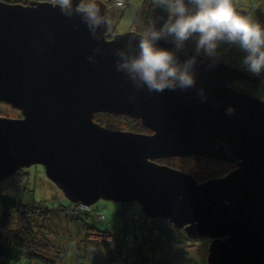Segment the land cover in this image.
I'll use <instances>...</instances> for the list:
<instances>
[{"label": "water", "instance_id": "water-1", "mask_svg": "<svg viewBox=\"0 0 264 264\" xmlns=\"http://www.w3.org/2000/svg\"><path fill=\"white\" fill-rule=\"evenodd\" d=\"M53 7L0 1V102L20 112L0 117V183L39 165L71 203H136L191 240L210 239L207 264H264V101L230 86L260 78L182 49L181 62L196 56L195 88L137 92L116 71L114 52L137 54L142 34L108 39L107 25L96 41L79 15L68 19ZM157 46L175 50L170 41ZM97 114L138 120L149 133L109 130ZM194 157L236 168L198 183L157 163Z\"/></svg>", "mask_w": 264, "mask_h": 264}, {"label": "trees", "instance_id": "trees-1", "mask_svg": "<svg viewBox=\"0 0 264 264\" xmlns=\"http://www.w3.org/2000/svg\"><path fill=\"white\" fill-rule=\"evenodd\" d=\"M0 1L27 5L30 0ZM99 1L104 3L109 11L116 9V7L129 8L132 2V0ZM246 1L234 0V5L242 15L250 16L252 6L256 4L257 0H250L248 4H246ZM84 2H87V0H84ZM167 15L166 8L157 4L156 0H141L129 31H135L143 35L153 25L158 30L167 19ZM113 35L111 34L107 38L110 39ZM170 39L164 41H170ZM232 46L241 51L237 46ZM17 118H20L19 113L17 114ZM95 118L96 123L112 131H122L123 129L119 128V126H123L124 131L149 133L141 126L138 120L127 116L97 114ZM104 118L106 120H103ZM190 159L221 164L218 161L202 158L194 157ZM166 161L159 160L157 163L164 165ZM232 170L231 168L227 171L221 170L216 172V174H209L201 178H198L194 174L191 175L198 183H201L214 178H222ZM25 175L19 170L10 179L7 178L10 180L11 186L6 190L2 188V183L5 180L0 183V259L14 264L20 261H24L25 264H65L67 260L65 249L68 246V240L65 238L67 235L63 236L66 233L60 232V224L67 222V224H73L75 227L74 233L77 238L81 234L83 236L81 239L74 240L73 236L68 235V238L74 241L75 244V249L71 252L74 257L88 254L87 257L91 259L90 253H92L99 260L97 255L104 253H99L101 248L99 249L95 241H100L99 243L103 245L102 250L106 252L107 261L109 262L115 261L120 264H207V246L211 240L202 238L204 244L201 247H194L189 253L187 246L191 245H185V243L192 244L193 246L200 239H189L183 230L175 229L167 220L150 219L145 217L141 212L140 220L142 222L138 220L135 225L138 234L134 235L132 241H126V238L121 240L116 233L100 231L85 223L83 221V214L91 213V206L81 208L79 203L70 202L71 205L68 208L60 207L57 210H50L41 203L25 204L22 200L8 195L7 191L11 188L20 191V184L24 181ZM129 205L131 204H122L121 206L123 208ZM99 218L102 219L101 216ZM58 232L61 233L62 238L58 236ZM60 242L63 248L58 244ZM80 250H82L83 254ZM75 259L77 260V258Z\"/></svg>", "mask_w": 264, "mask_h": 264}, {"label": "clouds", "instance_id": "clouds-1", "mask_svg": "<svg viewBox=\"0 0 264 264\" xmlns=\"http://www.w3.org/2000/svg\"><path fill=\"white\" fill-rule=\"evenodd\" d=\"M50 2L53 9L59 8L68 19L79 15L91 38L101 39L98 29L107 26L109 19L96 0ZM156 3L166 8L168 13L162 27L157 30L153 25L139 37L137 54L129 55L123 49L114 52L116 71L123 73L137 92L147 89L151 94L195 88L196 56L183 62L177 56L190 39L196 41L197 56L203 52L208 57H215L222 43L235 45L244 53V69L256 76L264 74V25L238 12L234 0H156ZM73 27L79 29L80 25ZM169 38L175 50L157 46L158 41ZM131 40H136V37H131ZM93 52L99 54L100 46ZM88 60L93 64L97 62L93 55ZM198 94L202 101L206 100L203 89ZM129 99L135 100V96L131 95ZM234 112L231 107L227 109L228 115Z\"/></svg>", "mask_w": 264, "mask_h": 264}, {"label": "rangeland", "instance_id": "rangeland-1", "mask_svg": "<svg viewBox=\"0 0 264 264\" xmlns=\"http://www.w3.org/2000/svg\"><path fill=\"white\" fill-rule=\"evenodd\" d=\"M32 1H38V0H30L29 2ZM47 1L50 2V0ZM140 2L141 0H132L131 6L129 8L123 9L116 7V9H113L108 12L107 17L109 19V23L106 32V37L110 36L111 34L114 35L123 34L130 30V26L132 24L133 18L135 16L136 10ZM246 2L245 3L248 4L250 3V0H247ZM195 48H196L195 39H190L189 41L185 42L183 49L196 53ZM200 55L208 61L221 63L236 70H239L247 75H253L252 73L246 71L242 65V59L244 53L242 51L237 50V48L232 45L222 43L218 47L217 55L215 57H208L205 54H203V52H201ZM253 77H259V78L261 77L262 79L260 78L261 80L259 83L260 85H255L257 89L256 91L254 90L255 87L252 86L254 89L252 92H250V94L251 96H254L264 101V74H261L260 76L253 75ZM234 87H236V89L239 90L240 92L247 91L246 89L250 88L247 83L242 82L240 80L234 82ZM18 113L20 114L19 111H17L10 105L0 102L1 117L16 118ZM103 120L106 119L104 118ZM94 121L96 122L95 117H94ZM107 121H109V119H107ZM119 128L123 129L122 131H124L123 126H119ZM226 164L228 163L222 165L217 163H208L206 161H200V160H191L190 158L184 160H178L177 158L176 159L173 158L167 160L164 165L166 166L176 165L179 168H181V170L184 171L185 173L194 174L198 178H201L209 174H216V172H219L221 170L227 171L228 169H230L229 168L230 165L228 164L229 165L228 166ZM20 171L21 173L26 174L23 178L24 181L21 182L20 184L21 189L20 191H17L16 189L11 188L7 191L8 195H10L13 198L22 200L25 204L41 203L50 210H54V209L57 210L60 207H64V208L70 207L71 203L62 194L63 192L59 190L46 178L44 168L42 166L32 165L28 168L21 169ZM9 179H6L2 183L3 190H6L11 186V182ZM129 204L131 205L122 208L121 203L99 200L95 204L91 205L92 208L91 213L83 214V221L88 225L97 228L100 231H109L110 233H116L118 234L121 240L126 238L127 239L126 241L128 240L132 241L134 235L138 234L135 225L136 222L140 220L141 208L136 203H129ZM99 216H101L102 219L99 218ZM140 221L142 222V220ZM60 228H61L60 232L61 233L65 232L66 234H63V236L67 235V237L65 238L68 240V246L65 249L67 256V260L65 264H98L99 262L100 264H120L115 261H111V262L107 261L106 252H103L104 250H102L103 245L99 243L100 241L97 242L95 240L94 241L96 242V244H98L99 249L101 248L99 253H104L97 255L99 260H97V257L93 256L92 253H90L91 259L87 257L88 254L87 255L85 254L86 257L83 255L81 256L77 255L74 257V255L71 252L75 249V244L74 241L68 238V235L70 234L71 236H73L72 238L74 240L81 239L83 238V236L82 234L78 238L77 236H75L74 233L75 227L73 226V224L69 225L67 224V222H62L60 224ZM60 232H58L59 233L58 236L62 238ZM58 244L62 246L61 242ZM80 244H79V248H80ZM202 244H204L203 239L198 240L197 243L193 244V246L192 244L185 243V245H191V246H187V251H189V253L194 247H198V246L201 247ZM80 252L82 253V250H80ZM75 258H77V260ZM0 264H14V263H11L4 259H0ZM15 264H25V262L20 261Z\"/></svg>", "mask_w": 264, "mask_h": 264}, {"label": "crops", "instance_id": "crops-1", "mask_svg": "<svg viewBox=\"0 0 264 264\" xmlns=\"http://www.w3.org/2000/svg\"><path fill=\"white\" fill-rule=\"evenodd\" d=\"M264 0H257L256 4L252 6L250 16L252 19L264 25ZM263 21V22H262Z\"/></svg>", "mask_w": 264, "mask_h": 264}, {"label": "flooded vegetation", "instance_id": "flooded-vegetation-1", "mask_svg": "<svg viewBox=\"0 0 264 264\" xmlns=\"http://www.w3.org/2000/svg\"><path fill=\"white\" fill-rule=\"evenodd\" d=\"M249 76V78L250 77H253V75H248ZM261 78V77H260ZM262 79V78H261ZM261 81V80H260ZM235 82V81H234ZM234 82H232V83H230V86H232L233 88H235L236 89V87H234ZM242 82H245V83H247L248 85H249V87L250 88H247L246 90L247 91H243V93H246V94H248V95H251L250 94V92H252L253 91V87H255V91L257 90L256 89V86L253 84L252 85V83L250 82V81H242ZM258 85H260V84H258ZM253 86V87H252ZM259 87V86H258ZM245 89V88H244ZM259 89V88H258ZM242 92V91H241ZM17 118V117H16ZM171 159H173V158H171ZM176 159V158H175ZM178 160H184V159H187V158H177ZM166 160H170V159H166ZM222 165H225V163H222V162H220ZM230 165V168H231V170L233 169H235L236 168V166L235 165H233V164H229ZM170 167H172V168H175V169H177V170H180V171H182L181 170V168H179L178 166H176V165H173V166H170ZM182 172H184V171H182ZM185 173V172H184Z\"/></svg>", "mask_w": 264, "mask_h": 264}, {"label": "built area", "instance_id": "built-area-1", "mask_svg": "<svg viewBox=\"0 0 264 264\" xmlns=\"http://www.w3.org/2000/svg\"><path fill=\"white\" fill-rule=\"evenodd\" d=\"M51 3V2H50ZM80 204V203H79ZM80 207L81 208H87L88 206H85V205H83V204H80Z\"/></svg>", "mask_w": 264, "mask_h": 264}]
</instances>
